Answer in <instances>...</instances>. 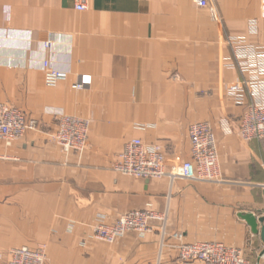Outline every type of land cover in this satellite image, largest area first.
Returning a JSON list of instances; mask_svg holds the SVG:
<instances>
[{
  "label": "crops",
  "instance_id": "obj_1",
  "mask_svg": "<svg viewBox=\"0 0 264 264\" xmlns=\"http://www.w3.org/2000/svg\"><path fill=\"white\" fill-rule=\"evenodd\" d=\"M263 3L221 0L214 11L193 0H90L78 12L75 0H0V102L39 123L11 147L0 142V264L13 248L40 246L48 264H183L177 232L241 247L257 264L264 243L241 216L264 217V139L230 132L253 98L228 87L251 80L244 63L264 52ZM45 60L68 80L47 86ZM82 76L92 82L79 92ZM61 116L91 121L82 156L51 142ZM195 121L213 127L223 184L114 172L135 138L164 147L169 165L190 160ZM147 209L167 214L164 240L157 232L89 240L99 217Z\"/></svg>",
  "mask_w": 264,
  "mask_h": 264
},
{
  "label": "built area",
  "instance_id": "obj_2",
  "mask_svg": "<svg viewBox=\"0 0 264 264\" xmlns=\"http://www.w3.org/2000/svg\"><path fill=\"white\" fill-rule=\"evenodd\" d=\"M221 0H193L195 5L203 9H213ZM90 0H75L78 12L88 10ZM264 10V3H263ZM235 44L234 40H229ZM45 52H53L51 38L43 43ZM246 49L238 50L245 53ZM252 52V51H251ZM250 61L244 68L253 70L251 80L235 82L228 89L238 98L245 90H249L252 101L238 121V128L229 127L232 134L243 142L264 139V52L254 50ZM45 83L55 87L68 80V73L54 68L49 60L43 62ZM92 79L82 76L74 89L81 92L91 85ZM37 120L29 117L20 108L0 102V142L7 147L23 138L28 132L38 128ZM91 121L77 116H61L56 119L51 142L65 155L82 156L88 148ZM191 142V158L179 164H168L167 152L158 144H145L141 139L129 140L122 152L117 156L113 166L114 172L123 176L140 180L168 179L171 183L177 180L200 184H223L220 169V155L217 137L211 123L195 121L188 129ZM167 214L155 210H135L117 216L113 220L99 217L89 226V240H98L107 244H115L128 234H136L144 238L157 232L162 240L167 233ZM179 243L174 249L179 253L183 264H252L241 247L229 246L219 241L185 242L180 232L174 234ZM7 264H48V249L19 247L7 253ZM147 264H158L149 262ZM257 264H264V252Z\"/></svg>",
  "mask_w": 264,
  "mask_h": 264
},
{
  "label": "water",
  "instance_id": "obj_3",
  "mask_svg": "<svg viewBox=\"0 0 264 264\" xmlns=\"http://www.w3.org/2000/svg\"><path fill=\"white\" fill-rule=\"evenodd\" d=\"M241 218L251 227L255 235H260L264 243V217L258 218L256 215L250 213L242 215Z\"/></svg>",
  "mask_w": 264,
  "mask_h": 264
},
{
  "label": "rangeland",
  "instance_id": "obj_4",
  "mask_svg": "<svg viewBox=\"0 0 264 264\" xmlns=\"http://www.w3.org/2000/svg\"><path fill=\"white\" fill-rule=\"evenodd\" d=\"M8 258V257H7ZM8 263V262H7Z\"/></svg>",
  "mask_w": 264,
  "mask_h": 264
}]
</instances>
